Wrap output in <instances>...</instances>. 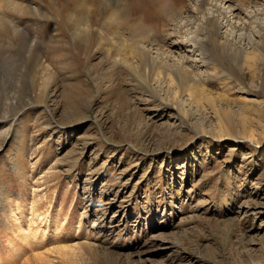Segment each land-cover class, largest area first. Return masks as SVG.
Instances as JSON below:
<instances>
[{"label": "rangeland", "instance_id": "1", "mask_svg": "<svg viewBox=\"0 0 264 264\" xmlns=\"http://www.w3.org/2000/svg\"><path fill=\"white\" fill-rule=\"evenodd\" d=\"M221 1L176 78L191 0H0V264H264V0Z\"/></svg>", "mask_w": 264, "mask_h": 264}, {"label": "bare ground", "instance_id": "2", "mask_svg": "<svg viewBox=\"0 0 264 264\" xmlns=\"http://www.w3.org/2000/svg\"><path fill=\"white\" fill-rule=\"evenodd\" d=\"M118 1V4L119 3H121V0H117ZM221 2H223V0L221 1ZM191 4L193 5L194 4V8H195V10H193L192 12H191V15H189L188 17H187V19H190L189 20V22H190V28H187V27H185V26H183L181 29L182 30H184L185 31V34H181V35H185L184 36V38H182L183 36H179L180 35V32H177V31H170L169 33V36H171V38H168V40L169 41H171V43H170V46H169V49H166V50H161V49H159L160 47H154L155 48V51H156V53L157 52H159L160 53V51H162V54H161V59H160V62H158L157 60H155L154 58H153V56H152V50H154L153 49V47L151 46V47H149V46H147V45H145V44H143V45H141V48L139 49V52H140V54L142 53L143 54V57H145V61L147 62V63H149L150 64V66H152V67H156V66H165V67H167L168 69H171V70H173L172 72H174V75H175V77L176 76H180L181 75V73L182 72H184L183 71V68H182V65H181V62L183 63V62H186L187 61V59H189V58H191L193 55V53H199L200 54V52H202V51H200V50H198L197 48H195L196 47V44H197V42L194 40V37L192 36V35H194V33L193 32H191L192 30H194L195 29V27H193L195 24H193V20H195L196 19V15L194 14V12L196 13V12H199L200 11V6L202 5V2L200 3V0H191ZM220 4V3H219ZM224 4V3H223ZM215 5V4H214ZM212 6L215 10V12L216 11H218L217 9H216V7L215 6ZM218 7V6H217ZM212 8V9H213ZM220 8H221V6H220ZM223 8V7H222ZM226 8V7H225ZM223 10V9H222ZM227 11H229V17L227 18V20H226V22H224V23H227L228 22V24H230V23H232V20H235L236 19V21L237 22H241V20H240V17H241V13L240 12H242V10L238 7V5L237 4H235V3H233V4H231V5H229L228 7H227V9H226ZM183 12H185L184 10H180V11H178V12H176L175 13V15H174V20H172V22H173V24H175V23H179V22H181L180 21V19H182L183 18ZM194 14V15H193ZM218 14V13H217ZM245 14V13H244ZM114 16H116V15H114ZM117 18V17H116ZM194 18V19H193ZM114 19V18H113ZM216 19V18H215ZM242 19H243V17H242ZM184 20V19H183ZM197 20V19H196ZM198 22V21H197ZM214 22V21H213ZM217 22V21H216ZM195 23V22H194ZM218 23V22H217ZM223 23V25H220L219 23L218 24H216L215 22L213 23V27H214V29L213 30H215V31H217V30H223L224 28H226L225 27V24ZM184 24V23H183ZM188 24V23H187ZM178 25V24H177ZM180 25V24H179ZM196 29H197V26H196ZM215 31H214V33H215ZM140 32V31H139ZM218 33V32H217ZM192 34V35H191ZM219 34V33H218ZM217 34V35H218ZM226 34V33H225ZM139 35V34H138ZM141 35V34H140ZM144 35V34H143ZM227 36V35H226ZM224 37H225V35H224ZM227 38V37H226ZM172 39V40H171ZM228 40V39H227ZM227 40H223V42L220 44L221 45V47L220 48H222L224 51H227L228 49H231V53H232V51H233V48H232V44L229 42V41H227ZM142 41V40H141ZM175 41H180V43L178 44V43H176ZM215 41L217 42V40L215 39ZM215 41H213V44L214 45H216L217 43L215 42ZM146 42V41H145ZM147 43V42H146ZM169 45V44H168ZM218 45V44H217ZM178 46H180V47H182V48H187L188 49V51H186V53L188 52L189 53V55H183V56H181V54L179 53L178 54V49H177V47ZM162 47V46H161ZM165 49V48H164ZM177 49V50H176ZM202 50V49H201ZM198 51H200V52H198ZM223 51V52H224ZM228 52V51H227ZM240 54V53H239ZM155 56V55H154ZM159 56V55H158ZM199 57H201V59L199 58V60H198V62L199 61H201V63H206V61H208L207 60V58H206V56H205V54H200L199 55ZM162 61V62H161ZM200 69V68H199ZM164 71V70H163ZM169 73V72H168ZM171 76V75H170ZM194 76V75H193ZM152 77V76H151ZM178 77H176V78H178ZM152 84V83H151ZM153 86V85H152ZM154 88V87H153ZM154 91V90H153ZM202 98V97H201Z\"/></svg>", "mask_w": 264, "mask_h": 264}]
</instances>
